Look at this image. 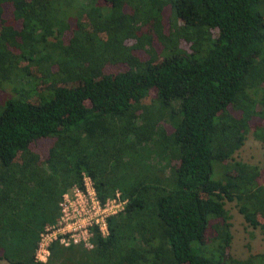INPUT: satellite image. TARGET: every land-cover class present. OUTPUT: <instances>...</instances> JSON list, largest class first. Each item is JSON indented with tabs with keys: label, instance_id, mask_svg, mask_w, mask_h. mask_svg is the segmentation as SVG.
I'll list each match as a JSON object with an SVG mask.
<instances>
[{
	"label": "trees",
	"instance_id": "16d2710c",
	"mask_svg": "<svg viewBox=\"0 0 264 264\" xmlns=\"http://www.w3.org/2000/svg\"><path fill=\"white\" fill-rule=\"evenodd\" d=\"M1 94L6 264H38L82 172L122 209L91 248L52 242L45 264H264L228 254L224 208L264 233L260 169L230 160L249 130L264 146V0H0Z\"/></svg>",
	"mask_w": 264,
	"mask_h": 264
},
{
	"label": "built area",
	"instance_id": "2783aa9c",
	"mask_svg": "<svg viewBox=\"0 0 264 264\" xmlns=\"http://www.w3.org/2000/svg\"><path fill=\"white\" fill-rule=\"evenodd\" d=\"M124 201L120 199L118 191L114 192L112 198L101 201L92 179L82 172L80 182L61 193L55 221L44 225L39 232L34 260L38 264H45L52 242L62 246L80 244L85 249L91 248L95 231L102 237L106 236V218L120 211Z\"/></svg>",
	"mask_w": 264,
	"mask_h": 264
},
{
	"label": "rangeland",
	"instance_id": "374dc122",
	"mask_svg": "<svg viewBox=\"0 0 264 264\" xmlns=\"http://www.w3.org/2000/svg\"><path fill=\"white\" fill-rule=\"evenodd\" d=\"M163 18L166 16V11L163 13ZM154 48L158 46L157 40H153ZM133 53L141 58H144L145 54L138 49H134ZM123 66L120 64H108L105 66L106 71L121 70ZM5 91H8L6 88ZM4 97L0 95V100ZM164 124H166L164 122ZM52 142V138H39L30 144L31 150L36 153L39 159H44L47 153V149ZM18 156H15V160ZM230 160L242 161L247 164L256 165L260 169V179L264 182V169H262L264 163V146L256 140L251 130H249L245 136L242 146L237 149L232 155ZM215 164V163H213ZM224 208L230 215V232L231 242L227 249L228 254L234 258L243 259L249 253L264 252V233L258 227L253 228L249 226L243 219L242 215L237 211V207L234 201H224ZM0 264H6L5 260L0 258Z\"/></svg>",
	"mask_w": 264,
	"mask_h": 264
}]
</instances>
